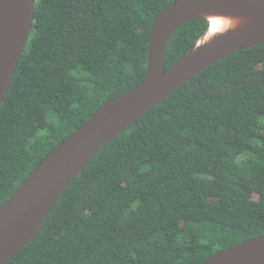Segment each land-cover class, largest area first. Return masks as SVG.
Masks as SVG:
<instances>
[{"label":"trees","instance_id":"1","mask_svg":"<svg viewBox=\"0 0 264 264\" xmlns=\"http://www.w3.org/2000/svg\"><path fill=\"white\" fill-rule=\"evenodd\" d=\"M179 0H35L0 105V207L101 104L144 79L153 19ZM207 21L169 36L163 70ZM264 236V44L181 85L106 144L5 264H202Z\"/></svg>","mask_w":264,"mask_h":264},{"label":"water","instance_id":"2","mask_svg":"<svg viewBox=\"0 0 264 264\" xmlns=\"http://www.w3.org/2000/svg\"><path fill=\"white\" fill-rule=\"evenodd\" d=\"M35 0H0V105L31 30ZM218 19L177 62L163 70L171 33L193 21ZM264 44V0H179L152 21L143 81L99 106L57 145L0 207V264H5L38 233L73 179L111 140L199 72L229 55ZM202 264H264V236L220 251Z\"/></svg>","mask_w":264,"mask_h":264},{"label":"bare ground","instance_id":"3","mask_svg":"<svg viewBox=\"0 0 264 264\" xmlns=\"http://www.w3.org/2000/svg\"><path fill=\"white\" fill-rule=\"evenodd\" d=\"M222 21L218 19H212L208 22L209 34H214L222 30Z\"/></svg>","mask_w":264,"mask_h":264}]
</instances>
